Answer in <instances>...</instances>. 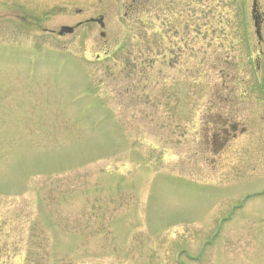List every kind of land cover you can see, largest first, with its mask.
<instances>
[{"label":"rangeland","instance_id":"374dc122","mask_svg":"<svg viewBox=\"0 0 264 264\" xmlns=\"http://www.w3.org/2000/svg\"><path fill=\"white\" fill-rule=\"evenodd\" d=\"M244 1L0 0V264H264V0Z\"/></svg>","mask_w":264,"mask_h":264},{"label":"trees","instance_id":"16d2710c","mask_svg":"<svg viewBox=\"0 0 264 264\" xmlns=\"http://www.w3.org/2000/svg\"><path fill=\"white\" fill-rule=\"evenodd\" d=\"M148 1H150V0H141L140 3L134 7V9L142 11L146 7V4ZM239 1H240V3L238 4L239 10L241 11V14L243 15V7H245V5H244L245 1L244 0H239ZM229 90L230 89L228 88L227 83H224L222 85V88L220 90H218L217 94H218V97L220 100V103H219L220 106L222 104L226 105L229 103L228 97L223 96L226 93V91H229ZM231 119H233V117L219 118V115H218V118L216 119L218 121L214 123L216 125L215 129L218 132V135L216 137H217V139H219V142H224L223 144L227 143L228 140L231 138L230 136L232 134L231 133L232 131H231V129L229 130V128H231V126L227 125L228 123L226 124V121L231 120ZM223 129H225L227 133H224L222 131ZM232 136H233V134H232ZM223 139H224V141H223Z\"/></svg>","mask_w":264,"mask_h":264},{"label":"flooded vegetation","instance_id":"af4514ba","mask_svg":"<svg viewBox=\"0 0 264 264\" xmlns=\"http://www.w3.org/2000/svg\"><path fill=\"white\" fill-rule=\"evenodd\" d=\"M140 1H141V0H132L130 6L133 8L134 5H138V4L140 3ZM174 1H175V0H152V2H153L154 5H155V10L157 11L156 14H158V13H162V12H164V10L167 12V14H170V13L174 12V8H175ZM185 9H186V5H185ZM90 20H91V19H90ZM263 20H264V17H261V20H260V18H259V21H260V22H259V23H260L259 25H260V26L262 25ZM94 24H95V23H94ZM219 118H225V117L223 116V114H220V115H219ZM233 122H234L233 119H231V120H227V121H226V124L228 123L227 125H230L231 128L233 129V131H237L238 128H239V126H238V124L233 125ZM229 130H230V128H229ZM222 131H223L224 133H227L225 129H223ZM236 137H237V136H234L233 139H235Z\"/></svg>","mask_w":264,"mask_h":264},{"label":"water","instance_id":"95a60500","mask_svg":"<svg viewBox=\"0 0 264 264\" xmlns=\"http://www.w3.org/2000/svg\"><path fill=\"white\" fill-rule=\"evenodd\" d=\"M99 23L101 24V27H104L102 20H99ZM73 29L72 28H63L60 32V35L64 33H72Z\"/></svg>","mask_w":264,"mask_h":264}]
</instances>
